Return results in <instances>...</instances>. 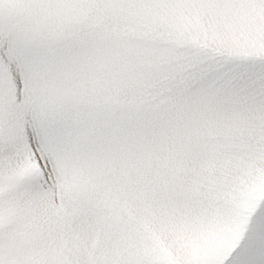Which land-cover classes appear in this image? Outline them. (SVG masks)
I'll return each instance as SVG.
<instances>
[{
    "label": "snow or ice",
    "instance_id": "obj_1",
    "mask_svg": "<svg viewBox=\"0 0 264 264\" xmlns=\"http://www.w3.org/2000/svg\"><path fill=\"white\" fill-rule=\"evenodd\" d=\"M0 264H264V0H0Z\"/></svg>",
    "mask_w": 264,
    "mask_h": 264
}]
</instances>
